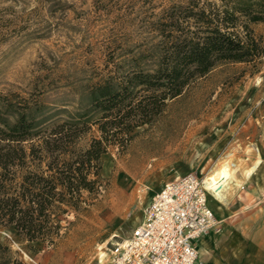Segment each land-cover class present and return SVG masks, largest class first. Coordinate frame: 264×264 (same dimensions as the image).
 <instances>
[{"label": "rangeland", "instance_id": "1", "mask_svg": "<svg viewBox=\"0 0 264 264\" xmlns=\"http://www.w3.org/2000/svg\"><path fill=\"white\" fill-rule=\"evenodd\" d=\"M184 1L0 0V110L35 104L42 126L68 118L88 104L91 85L115 70V63L133 54L152 58L160 39L154 23ZM254 28L264 35V23ZM94 135L98 132L80 145ZM225 163L234 180L221 202L209 198L215 233L227 240L251 237L259 264L264 260V56L255 67L217 65L137 128L126 149L111 147L102 157L100 178L91 176L98 179L99 193L84 191L80 208L67 207L60 215L54 245L21 240L2 225L0 241L25 264H108L113 244L131 234L166 183L191 172L206 179ZM242 250H215V256Z\"/></svg>", "mask_w": 264, "mask_h": 264}, {"label": "trees", "instance_id": "2", "mask_svg": "<svg viewBox=\"0 0 264 264\" xmlns=\"http://www.w3.org/2000/svg\"><path fill=\"white\" fill-rule=\"evenodd\" d=\"M264 0H185L154 23L160 38L150 60L133 54L91 85L89 102L47 126L35 104L0 110V225L47 246L60 236V215L79 209L84 191L99 193L102 157L126 149L137 128L221 63L254 67L264 56ZM97 131L87 145L80 142ZM0 264H25L0 241Z\"/></svg>", "mask_w": 264, "mask_h": 264}, {"label": "built area", "instance_id": "3", "mask_svg": "<svg viewBox=\"0 0 264 264\" xmlns=\"http://www.w3.org/2000/svg\"><path fill=\"white\" fill-rule=\"evenodd\" d=\"M204 177L187 173L153 196L143 220L110 250L108 264H205L197 240L215 227Z\"/></svg>", "mask_w": 264, "mask_h": 264}, {"label": "crops", "instance_id": "4", "mask_svg": "<svg viewBox=\"0 0 264 264\" xmlns=\"http://www.w3.org/2000/svg\"><path fill=\"white\" fill-rule=\"evenodd\" d=\"M253 170V169H252ZM228 237L222 234L219 235L215 233V227L211 229L207 234L201 236L197 240V247L199 249L202 260L205 264H258V259L256 258L257 252L254 250V244L252 238L249 237L244 240L245 237H234L231 240H227ZM244 241V242H243ZM231 247V250L240 249L243 247L242 252H236L235 255L226 253L220 259L219 252L222 249H227ZM221 248V249H220ZM215 250L219 253L217 256ZM241 252V253H240ZM226 255V256H225ZM259 264H264L263 259H259Z\"/></svg>", "mask_w": 264, "mask_h": 264}, {"label": "bare ground", "instance_id": "5", "mask_svg": "<svg viewBox=\"0 0 264 264\" xmlns=\"http://www.w3.org/2000/svg\"><path fill=\"white\" fill-rule=\"evenodd\" d=\"M206 184L210 189L214 191V197L218 201L223 200V191L229 185V183L234 180V171L228 168V165L225 163L210 175L207 176Z\"/></svg>", "mask_w": 264, "mask_h": 264}]
</instances>
